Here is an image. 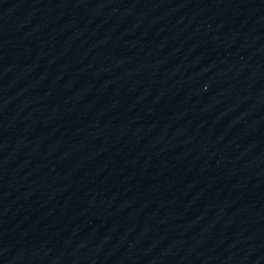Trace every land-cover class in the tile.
Returning <instances> with one entry per match:
<instances>
[{"label":"water","instance_id":"water-1","mask_svg":"<svg viewBox=\"0 0 264 264\" xmlns=\"http://www.w3.org/2000/svg\"><path fill=\"white\" fill-rule=\"evenodd\" d=\"M0 264H264V0H0Z\"/></svg>","mask_w":264,"mask_h":264}]
</instances>
